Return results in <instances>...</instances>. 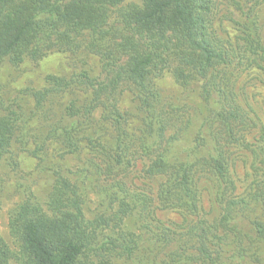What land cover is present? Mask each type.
<instances>
[{"label": "trees", "instance_id": "trees-1", "mask_svg": "<svg viewBox=\"0 0 264 264\" xmlns=\"http://www.w3.org/2000/svg\"><path fill=\"white\" fill-rule=\"evenodd\" d=\"M124 1L0 0V66L36 57L47 45H70L84 33L92 49H102L108 67L101 82L80 74L91 97L69 99L41 141L43 148L55 141L64 155L83 148L90 153L78 156L84 162L79 167L53 168L44 205L28 195L10 210L18 248L12 250L0 234V264H264V115L242 80L245 61L264 69L250 11L239 22L242 44L222 38L214 27L212 0H139L112 19L113 8ZM237 1L242 7L257 0ZM165 69L198 93L202 110L184 120L164 112L153 78ZM121 82L138 93L140 134L126 129L115 106L103 116L116 124L110 133L93 116L102 101L114 99ZM71 90L70 80L49 74L31 96L43 109L50 94ZM19 122L15 110L0 115V164ZM137 154L146 159L148 178L161 176L159 208L177 213L181 222L158 220L150 209L153 197L131 182ZM236 161L246 164L245 182ZM96 171L109 183L87 218L83 186ZM202 178L212 182L206 212ZM129 218L139 228L127 227Z\"/></svg>", "mask_w": 264, "mask_h": 264}, {"label": "rangeland", "instance_id": "rangeland-1", "mask_svg": "<svg viewBox=\"0 0 264 264\" xmlns=\"http://www.w3.org/2000/svg\"><path fill=\"white\" fill-rule=\"evenodd\" d=\"M212 2L214 27L222 38L238 39L242 44H244L245 32L239 22L244 18L242 12L250 11L251 31L255 33L263 47L259 48L258 58H264V0L242 2V7L237 0H212ZM131 3L139 4L140 1L126 0L120 6L113 8L112 19L117 18L118 10L121 7ZM86 37L87 34H77L70 45H60L54 49L47 45L40 49L36 57L26 55L17 64L5 62L0 66V115H6L8 110H15L20 119L8 152L0 164V234L12 250H17L18 245L9 229L10 210L28 195L33 196L44 205L54 177L53 168L58 164L65 167H79L84 162L79 161L78 156L85 158L88 152L90 153L91 149L87 148V152L83 148L81 152L64 155L55 141L48 140L44 148L41 143L46 131L51 129L52 120L59 119L69 99L77 97L81 102L91 97V89L82 83L86 79L82 78L80 74L83 71L87 72L95 80V83L103 81L106 77L107 59L102 55V49H92L89 46ZM250 57L252 58V56ZM260 63L261 66H264V59ZM242 70V80L247 81L246 90L250 97L257 102L253 101L256 106L261 108L264 115V82L261 81L264 80V69L251 66L249 61H245ZM49 74L70 80L74 90H71V93L57 91L50 94L45 107L37 109L31 91L42 89L45 86V77ZM153 85L161 98L159 105L165 113L176 115L184 120L189 114H193L194 111L198 113L205 107L198 93L193 90L191 92L185 90L174 80L169 69H165L154 77ZM138 101L139 96L134 88L127 82H121L116 87L114 99L108 98V104L102 101L99 107H96L93 116L98 122H103L110 133L116 124L112 119L111 121L104 120L103 116L108 115L107 108L115 106L119 114H122L120 118L123 117L126 129L129 132L140 134L139 129L142 126L140 117L143 116L138 114V109H136ZM255 108L257 109V107ZM194 133L192 127L188 131L187 138ZM81 144L83 145L85 142L82 141ZM93 156L97 157V155ZM135 157L136 161L130 167L129 178L136 188L142 189L153 197L150 209L156 218L163 222H181V217L177 213L159 208L160 204L155 191L161 176L148 178L144 170L146 159L139 154ZM235 168L240 179L245 182L246 164L236 161ZM108 183V180L100 176L98 171L92 173L85 180L83 186L86 190L84 209L87 218L94 216L100 199L98 194L101 195L105 191ZM211 183L209 179L202 178L198 184L205 212L210 205ZM214 212L216 213V210ZM126 224L131 229L139 228V225L134 224L131 218L126 220ZM116 263L136 264L124 259L118 260Z\"/></svg>", "mask_w": 264, "mask_h": 264}]
</instances>
